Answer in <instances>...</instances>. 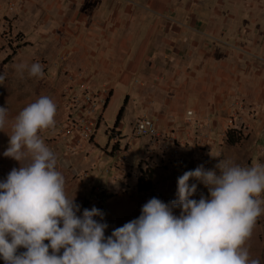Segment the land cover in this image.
Segmentation results:
<instances>
[{
    "label": "rangeland",
    "instance_id": "1",
    "mask_svg": "<svg viewBox=\"0 0 264 264\" xmlns=\"http://www.w3.org/2000/svg\"><path fill=\"white\" fill-rule=\"evenodd\" d=\"M148 1L104 0V11H109V15L117 8L138 12L144 9ZM166 1L165 10L171 11L174 17L166 19L165 24L178 21L190 31L196 20L201 24L210 23L211 30L219 29V36L210 34L202 37L192 32L194 41H201L208 52L212 50L211 44L217 43L222 49L221 58L232 57L235 52L238 75H243L248 70L252 73H264V0ZM54 3L64 10L62 16H57L59 12L55 7L53 11L50 8ZM89 4L91 9L99 6L98 0H0V73L5 75V80L0 85V106L8 109L7 122L0 131V180L6 179L13 168L21 166L20 162L3 155L8 147L15 118L24 107L41 96L49 97L56 105L54 126L38 134L56 157V169L64 177L66 195L74 197L80 205L77 215L93 206L102 210L104 216L101 222L108 225L106 236L111 235L115 228L137 218L141 214L142 205L149 199L156 197L165 203L174 200L177 178L185 171L194 170L200 165L205 169H213L219 160H230L242 167L264 164V135L256 141L252 132V138L250 135L247 138L244 136L239 143L229 145L226 133L222 134L219 148L196 145L198 150H202L199 151L198 161L193 158L184 159L183 153L187 151V147L177 139L172 145V155L166 160H161L159 156L156 160H150L143 158L145 148L135 147L134 138L143 136L148 142L153 137L141 135L135 128L133 130L126 125L119 131L123 132L126 139L131 136L132 141L126 153L127 161H117L120 169L114 175L120 181L114 183L117 185L114 190H110V175L104 173V148L108 146V153L105 154L109 156L106 157L105 164L110 166L114 160L111 156L128 146L115 144V141L110 140V133L105 134L108 127L104 128L100 123L101 108L94 111L101 86L89 82L82 71L74 72L68 67L65 60L68 35L65 28L61 27L71 22L74 11L78 10L82 14ZM174 36L171 37L177 44H157L158 51H155L153 57H166L172 53V48L180 47L178 36ZM35 62L42 65L43 76L40 78L29 77L27 71L22 75L16 71L17 64L31 65ZM105 100L106 98L102 100V105L106 103ZM136 122L137 120L134 127ZM98 125L102 126L97 132ZM240 130L245 133L243 129ZM96 136L100 144L95 141ZM140 167L153 170V188L150 191L140 192L137 188ZM191 182L197 183V192L193 198L199 199L201 193L208 195L203 184ZM259 199L264 208V193ZM174 213L179 215L180 209H174ZM94 219L99 221L101 218ZM244 247L248 249L250 258L264 264V211L257 218L252 235ZM0 264L5 262L0 259Z\"/></svg>",
    "mask_w": 264,
    "mask_h": 264
},
{
    "label": "clouds",
    "instance_id": "2",
    "mask_svg": "<svg viewBox=\"0 0 264 264\" xmlns=\"http://www.w3.org/2000/svg\"><path fill=\"white\" fill-rule=\"evenodd\" d=\"M16 71L43 76L38 62L17 64ZM4 80L0 73V85ZM56 110L49 97H39L19 112L8 135L3 155L21 166L0 180L5 264H260L244 245L264 211V164L219 160L213 169L185 171L174 200L149 199L137 218L106 236L102 210L93 206L77 215L80 205L66 195L56 157L38 134L54 126ZM7 116V107L0 106V131ZM191 181L203 184L208 195L193 198L197 183Z\"/></svg>",
    "mask_w": 264,
    "mask_h": 264
},
{
    "label": "crops",
    "instance_id": "3",
    "mask_svg": "<svg viewBox=\"0 0 264 264\" xmlns=\"http://www.w3.org/2000/svg\"><path fill=\"white\" fill-rule=\"evenodd\" d=\"M98 3L97 9H91L89 4L82 14L74 11L71 22L61 27L68 35V67L74 72L82 71L89 82L101 86L95 111L101 108L100 123L108 127L105 134L110 133L115 144L128 146L111 156L114 160L110 166L105 164L108 146L104 148V173L110 175V190L120 181L114 175L120 169L117 161L126 160L132 141L119 129L129 125L134 130L135 120L141 117H151L158 128L148 142L143 136L134 138L135 147L145 148L143 158L150 160L158 156L166 160L172 155L173 142L180 139V144L187 147L184 159L198 161L202 150L196 145L219 148L222 134L229 129H243L246 138H252L253 132L256 141L262 139L264 73L248 70L238 75L235 52L232 57L221 58L222 49L217 43L211 44L208 52L201 41L191 36L194 32L202 37L218 35L219 29L211 30L210 23L197 20L190 31L178 21L165 24L166 19L174 17L165 10L166 0H149L146 8L138 12L117 8L111 15L104 11V0ZM54 7L59 12L57 16H62L60 5L54 3L52 11ZM174 35L180 47L172 48L166 57H153L157 44L175 43L171 37ZM102 125L96 127L97 132ZM95 141L100 144L97 136Z\"/></svg>",
    "mask_w": 264,
    "mask_h": 264
},
{
    "label": "trees",
    "instance_id": "4",
    "mask_svg": "<svg viewBox=\"0 0 264 264\" xmlns=\"http://www.w3.org/2000/svg\"><path fill=\"white\" fill-rule=\"evenodd\" d=\"M121 113L119 114L120 117ZM244 133L240 129H229L226 132V142L229 145H235L244 138ZM137 188L140 192L150 191L153 188V170L152 168L140 169Z\"/></svg>",
    "mask_w": 264,
    "mask_h": 264
},
{
    "label": "built area",
    "instance_id": "5",
    "mask_svg": "<svg viewBox=\"0 0 264 264\" xmlns=\"http://www.w3.org/2000/svg\"><path fill=\"white\" fill-rule=\"evenodd\" d=\"M95 110H96V105L94 104V111ZM134 128L141 135L154 136L158 133L156 122L148 116L139 118ZM88 129H89V126H88Z\"/></svg>",
    "mask_w": 264,
    "mask_h": 264
}]
</instances>
